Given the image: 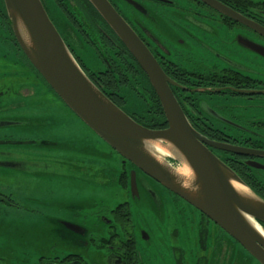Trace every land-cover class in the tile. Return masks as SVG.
<instances>
[{"label": "flooded vegetation", "instance_id": "af4514ba", "mask_svg": "<svg viewBox=\"0 0 264 264\" xmlns=\"http://www.w3.org/2000/svg\"><path fill=\"white\" fill-rule=\"evenodd\" d=\"M216 1L264 28V0ZM40 2L76 62L111 103L143 127L169 128L148 74L90 0ZM107 2L162 70L184 116L209 142L206 148L264 198V35L202 0ZM0 27V49L12 59L0 62L5 99L0 264H260L238 240L140 171L67 107L18 44L3 0ZM134 170L145 179L137 187L154 213L144 212V218L159 219L156 232L132 220ZM83 180L95 193L86 201L78 199ZM72 185L75 190L68 189ZM110 185L117 190L106 197L103 188ZM68 191L74 202L67 201ZM111 194H119L114 203ZM163 204L167 220L160 218ZM177 215L193 226L176 221ZM7 222H19L31 237H19L16 228V237L2 238ZM187 229L192 237L185 239Z\"/></svg>", "mask_w": 264, "mask_h": 264}, {"label": "water", "instance_id": "95a60500", "mask_svg": "<svg viewBox=\"0 0 264 264\" xmlns=\"http://www.w3.org/2000/svg\"><path fill=\"white\" fill-rule=\"evenodd\" d=\"M202 1L234 20L250 24L242 14L216 0ZM3 2L18 44L67 107L122 157L206 214L264 264V236L256 229L264 233V198L206 148L204 143L209 142L184 116L162 70L107 0L90 2L148 74L168 117L166 130L143 127L105 97L76 62L40 0ZM250 25L264 35L263 27L253 22ZM184 166L190 169L189 176L180 173ZM137 174L142 173L130 172L129 188L136 198L133 204L144 201L137 184L145 179ZM232 182L246 188L248 193L237 192Z\"/></svg>", "mask_w": 264, "mask_h": 264}, {"label": "rangeland", "instance_id": "374dc122", "mask_svg": "<svg viewBox=\"0 0 264 264\" xmlns=\"http://www.w3.org/2000/svg\"><path fill=\"white\" fill-rule=\"evenodd\" d=\"M0 30H1V27H0ZM7 61H12V59L8 60V56L5 54V51L0 49V62H7ZM0 78H1V76H0ZM0 102H1L0 104H2V103L4 104L5 103L4 96H0ZM3 104L0 105V110L3 109ZM78 188H79L78 199L80 198L81 200L86 201L88 199V197L91 196V194H92V197L95 196L94 190L90 186H87L85 180H83L82 182H79ZM83 188L84 189H88V190H90L92 192L89 193V194H85V193L81 192V189H83ZM68 189L75 190L76 187L74 185H72V187H69ZM41 190L44 191V190H48V189L47 188H41ZM116 190H117V188L115 186H113V185H110L109 188H105V187L103 188V191H104V194H105L106 197L109 196L110 192L116 191ZM69 195H70V191L67 192V201L68 202H74V200L72 198H69ZM111 197H113L112 198V202L114 203V202H116V200H118L119 194L117 196H115L114 194H111ZM130 202H131L130 205H132L133 204L132 200H130ZM149 205L150 204L147 201H143V200L137 201L135 204H133V207H131L132 220H133V222H134V224L136 226L142 225L145 228L151 227L153 229V232H156V228L158 226L159 219L157 217H155V216H153L151 218H144V215H143L144 212H148L149 215L154 214L152 209H150ZM164 207H165V204L162 205L163 209L161 210L162 214H161L160 218L162 220H167V218H170V214H169V210H166ZM86 211H89V210L86 209ZM176 217H177L176 221L183 222L186 227L188 225H192L191 222H190L191 224L189 223L190 219L188 217L179 216V215H177ZM16 228H18L21 231V233L19 234V237L20 236L21 237L27 236L25 233H23L24 232L23 231V226L19 222H17L16 225H11V222H7L2 227L1 237L2 238H14V237H16L17 234H16V231H14V229H16ZM30 231H31V229H28L25 226V232L30 234ZM181 231H183V230H179V232H181ZM35 232H37V231H35ZM153 232H152V230H150V233L152 234L151 235L152 237H154L153 236V234H154ZM185 232L187 233L185 239L188 238V237H192V234H190L188 232V229ZM40 233L44 234L45 231L44 230H40ZM27 237H31V236H27ZM159 246H160V248L164 247L162 245H159ZM251 264H257V263L253 260Z\"/></svg>", "mask_w": 264, "mask_h": 264}, {"label": "bare ground", "instance_id": "6f19581e", "mask_svg": "<svg viewBox=\"0 0 264 264\" xmlns=\"http://www.w3.org/2000/svg\"><path fill=\"white\" fill-rule=\"evenodd\" d=\"M180 173L182 174V175H185V176H189L190 174H191V172H190V169L188 168V166H184L181 170H180ZM144 176H146V178L148 177L147 175H144ZM143 177V176H142ZM147 179H149V178H147ZM149 180H151V178L149 179ZM154 181V180H153ZM148 183V182H147ZM157 183V182H156ZM232 186L234 187V189L237 191V192H239L240 194H242V195H246V192L248 193V190L246 189V188H244V187H242L241 185H239V184H237V183H235V182H232ZM142 187V186H141ZM144 187V186H143ZM144 189V188H143ZM146 189H144L143 190V193L145 192L146 193V191H145ZM150 190V189H149ZM148 190V191H149ZM154 193V192H153ZM146 194H148V193H146ZM152 194V193H151ZM148 197H150L149 196V194H148ZM151 198V197H150ZM153 199V198H152ZM154 200V199H153ZM253 224V223H252ZM254 225V224H253ZM255 226V225H254ZM256 227V226H255ZM256 229L264 236V233L258 228V227H256Z\"/></svg>", "mask_w": 264, "mask_h": 264}, {"label": "trees", "instance_id": "16d2710c", "mask_svg": "<svg viewBox=\"0 0 264 264\" xmlns=\"http://www.w3.org/2000/svg\"><path fill=\"white\" fill-rule=\"evenodd\" d=\"M264 226V224H262Z\"/></svg>", "mask_w": 264, "mask_h": 264}]
</instances>
